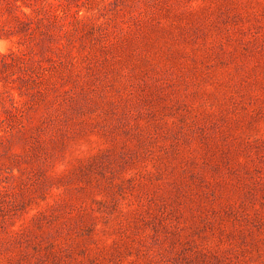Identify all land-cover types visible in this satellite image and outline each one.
I'll return each mask as SVG.
<instances>
[{"label": "rangeland", "instance_id": "1", "mask_svg": "<svg viewBox=\"0 0 264 264\" xmlns=\"http://www.w3.org/2000/svg\"><path fill=\"white\" fill-rule=\"evenodd\" d=\"M0 264H264V0H0Z\"/></svg>", "mask_w": 264, "mask_h": 264}, {"label": "clouds", "instance_id": "2", "mask_svg": "<svg viewBox=\"0 0 264 264\" xmlns=\"http://www.w3.org/2000/svg\"><path fill=\"white\" fill-rule=\"evenodd\" d=\"M4 51V48L2 46V44H0V52H3Z\"/></svg>", "mask_w": 264, "mask_h": 264}]
</instances>
